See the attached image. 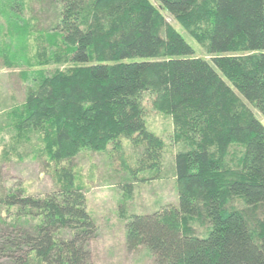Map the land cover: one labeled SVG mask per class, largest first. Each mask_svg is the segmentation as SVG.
Returning <instances> with one entry per match:
<instances>
[{
	"label": "trees",
	"instance_id": "trees-1",
	"mask_svg": "<svg viewBox=\"0 0 264 264\" xmlns=\"http://www.w3.org/2000/svg\"><path fill=\"white\" fill-rule=\"evenodd\" d=\"M33 1L0 0V57L27 65L31 80L5 112L17 143L43 142L58 188L0 196L6 214L35 219L4 238L12 264H94L97 224L73 158L83 146L130 143L143 146L134 176L161 167L166 141L147 125L148 90L185 148L175 154L178 203L131 214L128 248L147 246L157 264H264V124L241 96L264 115V0H47L60 9L50 28L25 15ZM195 221L208 224L204 234Z\"/></svg>",
	"mask_w": 264,
	"mask_h": 264
},
{
	"label": "rangeland",
	"instance_id": "rangeland-1",
	"mask_svg": "<svg viewBox=\"0 0 264 264\" xmlns=\"http://www.w3.org/2000/svg\"><path fill=\"white\" fill-rule=\"evenodd\" d=\"M159 5L157 0H153ZM33 9L26 10L37 16L40 27L50 28L58 18L59 7L56 3L43 0L33 1ZM167 20L173 23L195 46L196 53L204 55V49L191 37L189 32L178 24L174 16L164 10ZM3 19V18H1ZM31 39V43H33ZM210 58L209 55H206ZM63 64H44L36 69L49 71ZM29 67L7 66L0 57V196L10 188L22 186L26 193L44 195L58 188L52 176V163L47 160L43 142L33 134L32 141L17 143L13 137V128L9 124L5 110L25 99L31 83L25 71ZM229 83L233 86L232 82ZM239 93V92H238ZM240 94V93H239ZM241 95V94H240ZM145 118L149 128L160 134L166 141L163 160L159 168L140 170L134 176L128 165L132 166L141 154L142 145L127 143L119 151L108 149L93 150L83 146L73 158L78 180L85 186L87 208L97 224L96 234L89 240L91 258L94 264H157L152 251L145 245L129 249L126 243V222L131 214L147 213L167 203H178V190L175 176V154L185 148L182 142L173 141V121L170 114L155 109L152 105V92L142 95ZM243 99L253 108L256 116L264 124V115L257 107ZM127 142V140H126ZM241 145L235 144L232 150L240 152ZM131 182V191L125 184ZM234 204L243 206L240 199ZM16 207H11L6 214L4 205H0V264H12L10 253L1 251L2 242L7 234L16 233L23 227L35 222L27 215H16ZM197 231L204 234L208 224L194 222ZM67 234V232H66Z\"/></svg>",
	"mask_w": 264,
	"mask_h": 264
}]
</instances>
